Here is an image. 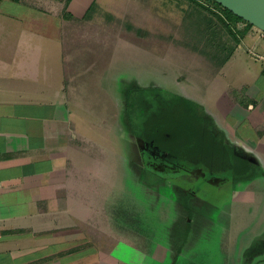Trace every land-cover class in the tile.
Here are the masks:
<instances>
[{"label": "rangeland", "instance_id": "374dc122", "mask_svg": "<svg viewBox=\"0 0 264 264\" xmlns=\"http://www.w3.org/2000/svg\"><path fill=\"white\" fill-rule=\"evenodd\" d=\"M202 16L187 0H97L83 20L91 29L63 47L66 95L83 99L90 141L83 143L91 206L81 245L92 254L80 263L96 264L100 250L132 264H264V163L234 140L228 129L236 122L225 113L228 100L245 98L235 89L256 85L262 64L241 53L244 61L217 73L234 41L225 31L202 37ZM153 88L195 103L212 133L258 166L257 176L236 182L228 168L210 173L218 169L211 160L193 164L153 151L134 131L126 100L129 90ZM135 96L134 106L150 103ZM237 133L257 134L245 123Z\"/></svg>", "mask_w": 264, "mask_h": 264}, {"label": "crops", "instance_id": "0c3cea01", "mask_svg": "<svg viewBox=\"0 0 264 264\" xmlns=\"http://www.w3.org/2000/svg\"><path fill=\"white\" fill-rule=\"evenodd\" d=\"M96 1H0V264H85L77 257L92 254L81 245L91 206L85 103L77 98L74 104L66 95L62 53L69 38L77 41L91 29L83 20ZM239 25L240 31L247 27ZM260 32L248 29L217 73L244 61L240 55L250 49L264 56ZM259 62L257 86L234 90L250 103L242 107L233 97L225 113L236 122L228 129L234 140L255 150L264 163V126L256 130L264 117L255 114L258 109L264 116V82L258 86L264 62ZM242 123L253 125L255 140L236 136ZM97 254L96 264H132Z\"/></svg>", "mask_w": 264, "mask_h": 264}, {"label": "trees", "instance_id": "16d2710c", "mask_svg": "<svg viewBox=\"0 0 264 264\" xmlns=\"http://www.w3.org/2000/svg\"><path fill=\"white\" fill-rule=\"evenodd\" d=\"M187 1L195 6L198 13L203 14L202 20L198 23L202 37L206 39L211 35L212 39L225 31L234 41V46L228 56L220 60L219 68L223 67L233 55L247 30L253 26L214 0ZM212 17L214 19H211ZM240 23L246 24L247 27L244 31L238 30ZM213 57L216 58V56ZM136 91L129 90L127 92V107L131 110L128 111V118L130 114L133 116V110H135L132 127L135 132L137 128L140 130L139 134L137 131V135L143 137L153 149L193 164L196 163L195 160L198 163L200 160H205L204 164L211 160L216 162L218 169L211 168L210 173L222 174L228 168L231 171V178L236 182L251 181L257 176L258 166L250 160L236 157L228 144L224 142V138L212 133L207 121L194 108L195 103L169 91L154 88ZM135 93L138 94V97H143L150 102L147 107L140 101L138 107L135 105L137 109L135 108L133 105L137 96ZM146 101L145 103H147ZM248 101L250 100L244 98L240 101V105L247 107L250 103Z\"/></svg>", "mask_w": 264, "mask_h": 264}, {"label": "water", "instance_id": "95a60500", "mask_svg": "<svg viewBox=\"0 0 264 264\" xmlns=\"http://www.w3.org/2000/svg\"><path fill=\"white\" fill-rule=\"evenodd\" d=\"M261 32H264V0H214Z\"/></svg>", "mask_w": 264, "mask_h": 264}, {"label": "built area", "instance_id": "2783aa9c", "mask_svg": "<svg viewBox=\"0 0 264 264\" xmlns=\"http://www.w3.org/2000/svg\"><path fill=\"white\" fill-rule=\"evenodd\" d=\"M0 1H1V0H0ZM260 34H261V38L264 39V32H260ZM248 53H249L252 57H254L256 60L264 62V56L258 54V53L255 52L253 49H250Z\"/></svg>", "mask_w": 264, "mask_h": 264}, {"label": "flooded vegetation", "instance_id": "af4514ba", "mask_svg": "<svg viewBox=\"0 0 264 264\" xmlns=\"http://www.w3.org/2000/svg\"><path fill=\"white\" fill-rule=\"evenodd\" d=\"M219 135H220V134H217V135H215V136H219ZM221 135H222V134H221ZM152 150L155 151V152H158V151H159V150L157 151V150H155V149H153V148H152ZM159 152H160V151H159ZM232 152H234V151L232 150ZM160 153H162V152H160ZM162 154H165V155H166V153H162ZM167 155H168V154H167ZM168 157H171V156L168 155ZM172 158H173V157H172ZM174 158L176 159L177 157H174ZM179 160H181V159H179Z\"/></svg>", "mask_w": 264, "mask_h": 264}]
</instances>
